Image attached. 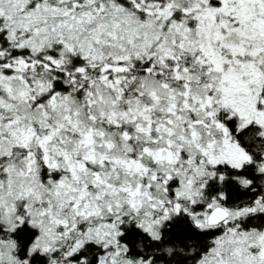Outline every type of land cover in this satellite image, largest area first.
I'll list each match as a JSON object with an SVG mask.
<instances>
[{
	"label": "snow or ice",
	"instance_id": "1",
	"mask_svg": "<svg viewBox=\"0 0 264 264\" xmlns=\"http://www.w3.org/2000/svg\"><path fill=\"white\" fill-rule=\"evenodd\" d=\"M0 264H264V0H0Z\"/></svg>",
	"mask_w": 264,
	"mask_h": 264
}]
</instances>
